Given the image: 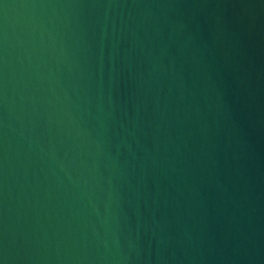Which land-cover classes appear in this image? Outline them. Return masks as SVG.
I'll list each match as a JSON object with an SVG mask.
<instances>
[{
  "label": "water",
  "instance_id": "obj_1",
  "mask_svg": "<svg viewBox=\"0 0 264 264\" xmlns=\"http://www.w3.org/2000/svg\"><path fill=\"white\" fill-rule=\"evenodd\" d=\"M0 264H264V0H0Z\"/></svg>",
  "mask_w": 264,
  "mask_h": 264
}]
</instances>
